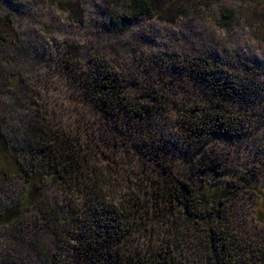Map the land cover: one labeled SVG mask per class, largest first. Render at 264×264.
<instances>
[{
    "label": "rangeland",
    "instance_id": "374dc122",
    "mask_svg": "<svg viewBox=\"0 0 264 264\" xmlns=\"http://www.w3.org/2000/svg\"><path fill=\"white\" fill-rule=\"evenodd\" d=\"M128 1L116 0L108 5L105 0H0V15L9 16L23 42L17 52L0 47V72H10L26 87L11 93L5 87L7 72L3 79L0 75V114L5 118L2 131L10 143L18 144L28 131L30 98L40 96L39 100L54 106L58 120L74 125V138L87 139L91 158L108 162L115 193L141 196L145 209L158 203L150 213H143L139 223L130 225L134 236L122 242L134 259L142 264L165 262L166 249L176 246L180 256L166 264H228L226 258L222 262L223 251L216 244L210 245L206 227L196 232L192 218L163 206L159 193L165 191L167 183L175 182L173 179L186 182L192 190L200 183L230 182V178L217 173L234 169L258 180L264 188V110L257 109L259 114L251 117L253 123L232 129L233 136H198L197 130L202 127L206 132L211 129L199 117L201 112L226 111L228 107L234 110L241 101L223 100L224 109H220L219 97L213 96L212 88L201 79L174 72L171 59L175 55L196 59L207 53L218 63L237 69L249 67L250 72L264 78V0H163L184 5V13L174 20L154 12L126 20ZM69 6H78L81 20L68 11ZM95 58L106 62L115 74L116 86L111 93L126 91L124 96L134 101L136 97L153 99L152 103L145 100L147 110L141 111L151 113V117L138 120L134 131L132 125L131 130L127 127L121 107L106 104L108 115L85 101V84L95 90L91 79ZM60 60L74 63V69L67 72ZM65 72L74 75L72 79ZM259 96L264 98L260 91L248 99L263 106ZM123 104L128 106L125 98ZM143 140L146 144L142 146ZM150 147L160 154L162 166L155 163L157 158L144 153ZM21 150L18 147L20 160L27 166ZM23 190L17 177L0 181V210L17 203ZM43 192L44 209L69 216L71 209L85 210L81 191L75 196L58 180L49 178ZM220 208L219 213L209 205L205 210L211 218L219 216L213 223L215 237L222 234L227 239H240L232 251L235 262L255 264L252 256L264 251V217L256 216L259 212L264 216V195L241 187ZM24 220L25 224L15 228H0V264L17 260L9 252L16 233L35 249L41 245L43 252L54 254L60 249L54 235L38 227L40 221L36 223L33 216ZM220 221L221 233L217 227ZM20 248L29 255L28 262H33L34 252L28 254L26 248ZM243 249L246 252L242 256ZM252 249L255 252L249 251ZM7 258L9 263H5Z\"/></svg>",
    "mask_w": 264,
    "mask_h": 264
},
{
    "label": "trees",
    "instance_id": "16d2710c",
    "mask_svg": "<svg viewBox=\"0 0 264 264\" xmlns=\"http://www.w3.org/2000/svg\"><path fill=\"white\" fill-rule=\"evenodd\" d=\"M105 2L111 5L115 4L116 0H105ZM128 2L130 3L127 8L128 14L125 16L126 20H134L151 12L174 20L185 11L184 5L174 1H171V4L163 0H129ZM73 7L69 6L68 11L76 19L81 20L80 9L78 6ZM226 18L224 13L222 21L225 22ZM22 43L21 36L13 27L9 16L0 15V47L17 52ZM171 62L174 72L189 74L193 78L201 79L207 87H211L213 96L219 97L217 106L220 109L225 105L223 100L237 99V101H241L234 110H230L228 107L227 112L222 109L217 112H201L199 117H203L206 120L204 122L212 130L206 132L204 131L205 128L202 127L199 131L197 130L198 136L210 134L214 139L233 136L232 129L242 124L253 123L251 117L259 114L257 109L264 110V104L261 106L258 102L259 106H256L254 101L248 99L260 91L264 94V78H259L258 75L250 72L249 67L237 69L227 64L218 63L215 56L207 53L196 59L175 55ZM59 64L67 69V72L70 71L69 69H74V63H66L60 60ZM92 67L95 75L91 79L94 81L92 82L95 84V90L93 91L94 87L85 84L87 91L85 101H89L88 103L94 109L109 115L108 104L111 107H114L113 105L121 107L126 113L127 127L131 130L132 125L133 131L138 120L143 122L151 117V113L141 111L147 110L143 105L145 100L152 103V98L141 99L136 97L134 101L124 96L126 91L111 93V89L114 85L116 86V82L113 80L115 74L111 68L100 58H95ZM6 72V70L0 72V75H3L1 76L2 79ZM67 72H65L66 76L72 79L71 73ZM11 77L12 74L7 72L5 77L7 91L14 93L26 88L21 80H14ZM121 96L123 97L121 98ZM39 97L34 95L30 98L31 114L28 119V131L21 137L18 144L16 141V144L13 145L7 140L2 131L5 118L0 114V181L17 177L24 189L17 203L8 204L1 208L0 228H15V225L25 224L24 219L27 217L33 216L36 223L40 221L38 227L42 228V232L54 235L58 244L57 247L60 249L54 254H49L43 252L41 245L35 249V246L29 243L25 237L18 233L14 236L12 234L15 245L9 252L13 259L17 258L16 261L12 259L14 264H18V262L19 264L24 262L25 264H142V261L138 262V259H134V255L129 253L127 248L122 247V242L127 237L134 236L131 233L133 229L130 225L139 223L138 219L142 217L143 213L153 210V206H157L158 203L155 202L148 209H145L141 196H137L135 193L124 195L120 192L115 193L111 184V176L107 170L108 162L91 158V150L87 149V144H85L87 139L78 140L74 138V125L58 120V112L54 106H50L45 100H39ZM123 98L126 99L128 106H124ZM220 98H222L221 102ZM259 98L264 103V98L261 96ZM204 122L202 120L201 124ZM74 141L76 142L74 143ZM105 142L110 141L105 140ZM145 144L144 140L140 143L142 146ZM18 147H21V153H25L24 160H26L27 166L23 165L20 160ZM95 150H97L96 146ZM144 153L157 158L155 163L162 166L158 161V159L160 160L158 151L150 147V149H145ZM217 174H222L230 178L231 181H219L213 185L200 183L195 190H192L193 188L186 182L173 179L175 182L167 183L165 191L162 190L159 196L164 199L163 206L170 208L171 211L175 210L177 213L190 216L196 225V232H201V227H206L210 233L208 235L210 245L216 244L225 254L222 262L226 258L228 264H237L232 251L241 240L234 236H232L233 239H227L228 236L222 234L220 237H215L217 231L213 228V223L217 221L219 216L216 214L217 218H211L205 215V210L209 205L212 207L211 210L219 213L222 203L234 193L235 189L242 187L243 190L260 192L264 195V188L262 183L242 171L224 170ZM49 178L58 180L75 196L76 192L81 191L82 204L85 210L71 209V216H69L66 212L57 213L56 211L51 212L49 208L44 209L43 188L44 183ZM256 216L258 219L264 217L262 212ZM36 223L34 222V224ZM78 224H81L79 232ZM137 227L139 228V226ZM142 227L144 231H147L146 226ZM217 227L221 233L223 231L221 221L220 226L218 224ZM74 243L77 245L74 246ZM20 247L26 248L25 252L28 254L32 253L31 251L34 252L33 262H28L29 255L22 253ZM166 250L168 255H165V262L159 261L155 264H166L173 257L180 256L176 246H169ZM244 251L246 252V250L243 249L242 256ZM249 251L255 252L254 249ZM62 252L65 253L62 255ZM257 252H260L257 257L252 256L256 260L255 264H264V251L258 250ZM9 258L4 259L5 263H9ZM243 264L245 263L243 262Z\"/></svg>",
    "mask_w": 264,
    "mask_h": 264
}]
</instances>
